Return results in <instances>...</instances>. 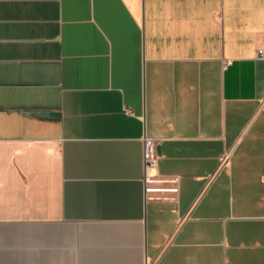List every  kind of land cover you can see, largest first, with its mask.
Returning <instances> with one entry per match:
<instances>
[{
  "label": "crops",
  "instance_id": "1",
  "mask_svg": "<svg viewBox=\"0 0 264 264\" xmlns=\"http://www.w3.org/2000/svg\"><path fill=\"white\" fill-rule=\"evenodd\" d=\"M260 50L264 0H0V264H264Z\"/></svg>",
  "mask_w": 264,
  "mask_h": 264
},
{
  "label": "built area",
  "instance_id": "2",
  "mask_svg": "<svg viewBox=\"0 0 264 264\" xmlns=\"http://www.w3.org/2000/svg\"><path fill=\"white\" fill-rule=\"evenodd\" d=\"M259 54L263 56L264 53L262 50H260ZM156 145H157L156 140L145 137L143 160H144V165L146 169L155 168L158 165L159 159H158L157 152H156ZM145 183H150V181L147 178H145ZM146 191L152 192L154 190L150 187H147Z\"/></svg>",
  "mask_w": 264,
  "mask_h": 264
}]
</instances>
